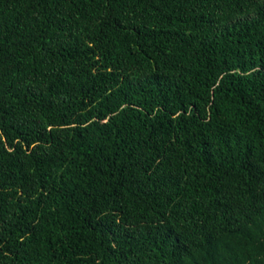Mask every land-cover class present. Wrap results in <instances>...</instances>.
Instances as JSON below:
<instances>
[{"label":"trees","instance_id":"trees-1","mask_svg":"<svg viewBox=\"0 0 264 264\" xmlns=\"http://www.w3.org/2000/svg\"><path fill=\"white\" fill-rule=\"evenodd\" d=\"M0 264H264V0H0Z\"/></svg>","mask_w":264,"mask_h":264}]
</instances>
